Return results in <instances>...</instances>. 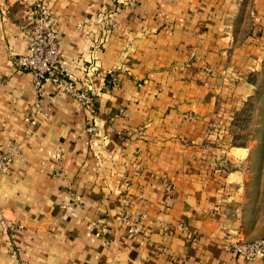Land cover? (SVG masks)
<instances>
[{
    "label": "crops",
    "instance_id": "obj_1",
    "mask_svg": "<svg viewBox=\"0 0 264 264\" xmlns=\"http://www.w3.org/2000/svg\"><path fill=\"white\" fill-rule=\"evenodd\" d=\"M38 1L93 110L16 66ZM262 71L264 0H0V264H257L226 245L264 237V154L232 143Z\"/></svg>",
    "mask_w": 264,
    "mask_h": 264
},
{
    "label": "built area",
    "instance_id": "obj_2",
    "mask_svg": "<svg viewBox=\"0 0 264 264\" xmlns=\"http://www.w3.org/2000/svg\"><path fill=\"white\" fill-rule=\"evenodd\" d=\"M22 30L29 41L28 51L17 55L15 63L19 69L33 73L36 99L39 100L45 94L46 86L50 84L56 92L66 93L82 101L88 110H93L92 95L86 90L77 89L76 81L62 56L59 30L48 5L43 1L30 4L27 7V16L22 24ZM33 110L34 113L27 118L31 123L36 122L35 117L39 112L36 108ZM89 130L91 131L92 128ZM21 149V144L15 142L8 151L0 153V171L9 170L11 162ZM140 225V221L134 222L129 231L137 232ZM2 226L9 231L13 228V223L4 220ZM227 241L226 248L241 255L246 262L264 264V237L254 240L237 237L228 238Z\"/></svg>",
    "mask_w": 264,
    "mask_h": 264
},
{
    "label": "rangeland",
    "instance_id": "obj_3",
    "mask_svg": "<svg viewBox=\"0 0 264 264\" xmlns=\"http://www.w3.org/2000/svg\"><path fill=\"white\" fill-rule=\"evenodd\" d=\"M253 80L256 84L258 83V94L246 102L243 112L237 118L232 131V143L248 146V148L253 145V153L259 147L262 150L261 153L264 154V71L254 76ZM254 166L255 164L253 168Z\"/></svg>",
    "mask_w": 264,
    "mask_h": 264
}]
</instances>
